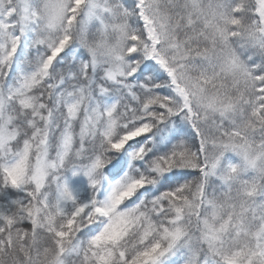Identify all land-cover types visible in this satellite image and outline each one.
<instances>
[{
	"label": "snow or ice",
	"instance_id": "6c2138e0",
	"mask_svg": "<svg viewBox=\"0 0 264 264\" xmlns=\"http://www.w3.org/2000/svg\"><path fill=\"white\" fill-rule=\"evenodd\" d=\"M0 264H264V0H0Z\"/></svg>",
	"mask_w": 264,
	"mask_h": 264
}]
</instances>
